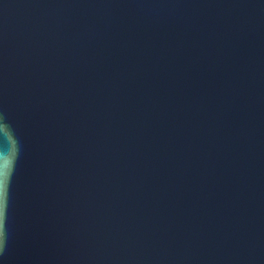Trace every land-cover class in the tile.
I'll list each match as a JSON object with an SVG mask.
<instances>
[{"label":"water","instance_id":"water-1","mask_svg":"<svg viewBox=\"0 0 264 264\" xmlns=\"http://www.w3.org/2000/svg\"><path fill=\"white\" fill-rule=\"evenodd\" d=\"M0 264H264V0H0Z\"/></svg>","mask_w":264,"mask_h":264}]
</instances>
